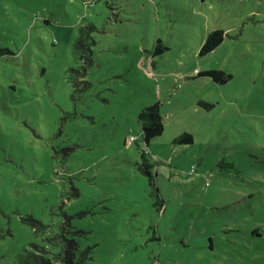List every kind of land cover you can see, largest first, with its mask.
<instances>
[{
	"label": "rangeland",
	"instance_id": "1",
	"mask_svg": "<svg viewBox=\"0 0 264 264\" xmlns=\"http://www.w3.org/2000/svg\"><path fill=\"white\" fill-rule=\"evenodd\" d=\"M61 234L83 264H264V0H0V264Z\"/></svg>",
	"mask_w": 264,
	"mask_h": 264
},
{
	"label": "trees",
	"instance_id": "2",
	"mask_svg": "<svg viewBox=\"0 0 264 264\" xmlns=\"http://www.w3.org/2000/svg\"><path fill=\"white\" fill-rule=\"evenodd\" d=\"M89 29H92V27H87ZM223 35L224 32L221 29H214L210 32H208L205 40L203 41L201 47L199 48V55H204L211 50H213L216 46H218L223 41ZM83 37L81 34L77 37L76 43L77 45L80 44V39ZM90 38V35H85V38ZM84 45V44H82ZM83 57L86 61H89V55H90V49L87 46L83 48ZM86 73L85 70L81 71L80 74L83 76ZM223 71L219 69H207V70H198L196 75L200 76H211L214 81H217V79L221 76H223ZM230 77V75H228ZM221 80V79H220ZM221 81H224L223 79ZM204 106H211L208 102H201ZM137 119L141 126L142 136L144 143L147 144L149 140L157 135H160L163 131V122H162V116L159 110V103L154 102L152 104H149L142 108L138 115ZM176 143L184 144V143H192L193 136L189 132H182L178 134L174 140ZM142 161L138 163L139 169L150 175L149 167L151 166V163L147 161L145 158V155L148 154L147 149H142ZM218 166L221 168H227V167H233L234 164L232 161L227 159H222L218 162ZM190 174V173H189ZM31 222L33 224H37V226H42V224L39 221H36L34 219H31ZM64 239V240H63ZM58 242H61V248L53 253V258L55 259V262L57 264H83V261L85 260V257L88 255L89 248H86L85 250H81L79 253L75 251V244L74 240L70 238H65L63 234L58 236ZM62 241H65L64 243ZM18 264H52L51 258H46V256H43L39 254L38 252H33L31 250H26L25 253L20 254L18 256Z\"/></svg>",
	"mask_w": 264,
	"mask_h": 264
},
{
	"label": "built area",
	"instance_id": "3",
	"mask_svg": "<svg viewBox=\"0 0 264 264\" xmlns=\"http://www.w3.org/2000/svg\"><path fill=\"white\" fill-rule=\"evenodd\" d=\"M130 140H132V137H131V139ZM195 172V167L194 166H192L191 168H190V170H189V173L191 174V173H194Z\"/></svg>",
	"mask_w": 264,
	"mask_h": 264
}]
</instances>
